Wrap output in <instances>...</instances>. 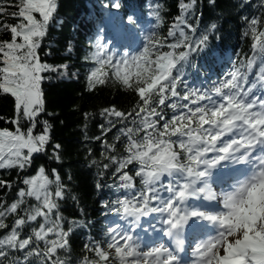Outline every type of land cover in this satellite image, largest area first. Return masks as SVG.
<instances>
[{
    "label": "snow or ice",
    "instance_id": "obj_1",
    "mask_svg": "<svg viewBox=\"0 0 264 264\" xmlns=\"http://www.w3.org/2000/svg\"><path fill=\"white\" fill-rule=\"evenodd\" d=\"M259 3L264 9V0ZM196 5L197 0H180V14L167 37L161 39L151 33L143 51L130 60L125 55L113 64L103 45L96 44L94 58L99 67L87 78L89 90L106 83L108 73L103 69L108 66L115 79L139 98L127 113L115 107L101 112L107 121V126H101L103 136L117 123L130 121L133 125L118 129L114 137L116 141L126 138V155L122 157L108 154L116 150L115 144L104 142L101 135L94 137L102 141L105 158L115 165L112 175L118 180L116 187L125 190L124 198L118 197L105 207L120 219L130 217L134 222L158 214L159 222L167 226L164 234L176 242L175 251L163 244L142 251L118 225L110 226L107 247L114 249L118 264H180L176 253L183 248L181 233L190 221H207L215 228L214 235L196 245V264H264V30H258L264 28V18H244L248 23L243 35H251L253 41L250 58L234 64L210 88L189 85L184 66L209 40L207 34L197 35V25L190 22L202 15ZM110 6L120 7L115 0ZM57 10L58 0H19L18 10L10 16L20 18V22L4 24L0 29H9L11 34L10 41H0V95L14 98L15 118L10 123L16 125L14 130H0V170L25 171L50 143L52 126L48 120H37L45 111L43 74L61 69L42 62L38 50ZM4 11L0 7V13ZM153 16L160 21L158 11ZM133 21L128 19V23ZM164 48L169 50L161 51ZM254 66L255 75L250 80ZM178 86H182V92L177 91ZM165 107L171 110L170 117ZM22 121L28 122L26 131ZM39 123L43 130L34 135ZM61 147L55 144L50 158L59 161ZM209 153L213 154L211 159ZM222 161L243 163L249 170L231 191L217 194L211 178ZM131 165L137 166L132 169L134 175L126 171ZM109 167L103 165L105 170ZM53 175L50 179L45 168L39 167L37 174L21 179L26 187L16 191L11 203L0 198V230L9 229L6 221L14 217L10 230L0 237V264H71L61 251L71 252L73 226L67 231L63 228L58 202L65 198L67 186L55 169ZM135 178H139L141 187H136ZM13 187V182L0 179V188ZM29 199L36 203L28 204ZM218 200L223 204L221 211L209 212L196 203ZM38 219V226H31ZM25 228H29V234L22 238ZM87 248L98 259H82L81 264H107L108 252L92 243Z\"/></svg>",
    "mask_w": 264,
    "mask_h": 264
},
{
    "label": "trees",
    "instance_id": "obj_2",
    "mask_svg": "<svg viewBox=\"0 0 264 264\" xmlns=\"http://www.w3.org/2000/svg\"><path fill=\"white\" fill-rule=\"evenodd\" d=\"M179 2L180 0H115V3L120 5L115 8L110 6L113 0H58V10L50 21L38 50L42 62L61 69L60 72L43 74L46 77L42 84L45 111L37 120L49 121L52 126L51 140L45 152L35 155L32 165L25 171L18 174L17 169L0 170V179L14 183L12 189L0 188V198L11 203L16 199V191L26 187L20 182L22 178L37 174L38 168L44 167L45 174L54 179L55 169L61 177V183L67 186L65 198L58 202L59 214L63 217V228L67 231L73 226L69 237L71 252L61 251V255H66L71 264H81L82 259H98L94 251L87 248L90 243L99 245L109 253L107 264H118L114 249L107 247V241L110 226L116 227L120 218L110 213L105 204L111 205L118 197L124 198L125 190L116 187L118 180L112 175L115 165L105 158L102 141L94 137L103 136L101 126H107L101 112L106 108L115 107L127 113L134 109L139 99L134 91L124 88L115 79L112 68L108 66L103 69V72L108 73L106 83L97 84L89 90L87 78L99 67L94 58L96 44L103 45L107 55L113 57V64L125 57V53L117 45L119 40L115 28L108 25V21L112 19L116 28L123 29V42L128 45L138 44L141 53L146 44V37L151 33L155 32L161 39L167 37L169 28L180 14ZM18 5L19 0H0V7L5 9L0 13V29L4 24L14 25L20 22V18L10 16V13L18 10ZM157 11L160 13L159 22L153 16ZM196 11L202 15L198 20L190 22L197 25V35L207 34L209 40L201 50L190 57V63L184 66L185 79L189 85L210 88L212 82L222 79L234 64L238 65L240 61L251 57L253 41L251 35H243L248 23L244 18H264V9H261L259 0H214V3L209 0H197ZM129 18L134 21L128 23ZM212 24L216 25L215 29L211 28ZM10 39L9 29L0 31V41ZM168 50L164 48L161 51ZM182 50L184 49L177 51ZM192 64L195 67H192ZM65 65L66 69L63 67ZM255 70L256 66L249 77L250 80L255 75ZM177 91L182 92V86H178ZM165 112L167 117L172 114L167 107ZM14 118V98L10 95H0V130H14L16 125L10 123ZM21 126L26 131L29 125L27 121H22ZM125 126L133 125L130 121L117 123L111 132L103 136L104 142L116 145V150L109 152V155H126V138L122 137L120 141L114 139L118 129ZM42 130V123L37 124L34 135ZM55 144L62 146L59 161L50 158ZM104 164H109L110 167L105 170ZM135 167L137 166L131 165L126 171L134 175L132 169ZM134 183L136 187H141L139 178H135ZM97 184L102 187L98 188ZM34 203V200H28V204ZM55 217L54 212L53 219ZM13 219L11 216L7 219L9 229L0 230V237L10 230ZM40 222L38 219L31 226H38ZM81 224L83 227H79ZM28 234L29 228H25L22 238Z\"/></svg>",
    "mask_w": 264,
    "mask_h": 264
},
{
    "label": "rangeland",
    "instance_id": "obj_3",
    "mask_svg": "<svg viewBox=\"0 0 264 264\" xmlns=\"http://www.w3.org/2000/svg\"><path fill=\"white\" fill-rule=\"evenodd\" d=\"M108 24L110 27H112V28L114 27V25L111 21H109ZM115 33H116L117 37H120L122 34L121 29H116ZM127 52L129 54H132L131 56H133V54H135L136 50L135 49L134 50H127ZM212 155L213 154L210 153V155H209L210 159L212 158ZM242 164L243 163H239V164H236V166L237 165L241 166ZM227 168H228V162L222 161L221 166H219L218 168L213 170V174H212V178H211V187H212V190L214 192H216L217 194H219L221 191H225L219 186V182H217V181L219 179H222L218 176L220 171L225 172V170H226L227 173H231V171H229V169H227ZM229 182H233V180H230ZM191 202L192 201H190V203ZM196 203L200 208L207 210L209 212L223 210V204L219 200L212 202V204H209L208 202H196ZM148 220H149V218H148ZM142 221L143 220H140L139 222H136V224L132 226V225H130V223L128 222V220L126 218V219H121L120 224H121L122 229L125 231V234L132 236L133 240L139 243V246H140L142 251H150L152 246L159 245V244H163L169 250L175 251L171 248V244L169 243L170 242L169 240L167 242L166 241L167 239H163V238L160 239L159 238V232L157 229H155V227H153L152 224H148L147 228L143 229L141 226ZM159 226H164L165 230L167 228L166 225H163L161 223L159 224ZM148 232L149 233L153 232V236L152 237L148 236V234H147ZM164 235L165 234H163V236ZM165 237H166V235H165ZM151 239H152L153 245H145L144 243H141L142 240H151Z\"/></svg>",
    "mask_w": 264,
    "mask_h": 264
},
{
    "label": "bare ground",
    "instance_id": "obj_4",
    "mask_svg": "<svg viewBox=\"0 0 264 264\" xmlns=\"http://www.w3.org/2000/svg\"><path fill=\"white\" fill-rule=\"evenodd\" d=\"M230 166L231 167H234V166H236V164H230ZM247 167H248V170H249V166L247 165ZM248 174V173H247ZM184 246V245H183ZM180 252H182V253H184V247L182 248V250L180 251Z\"/></svg>",
    "mask_w": 264,
    "mask_h": 264
}]
</instances>
